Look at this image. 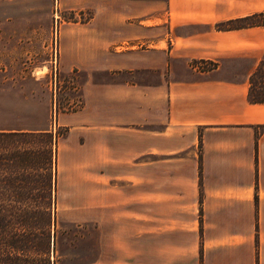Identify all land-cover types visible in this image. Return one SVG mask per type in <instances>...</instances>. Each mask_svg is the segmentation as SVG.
I'll return each instance as SVG.
<instances>
[{"label":"crops","instance_id":"0c3cea01","mask_svg":"<svg viewBox=\"0 0 264 264\" xmlns=\"http://www.w3.org/2000/svg\"><path fill=\"white\" fill-rule=\"evenodd\" d=\"M59 4L91 13L58 26V72L84 79L57 126L105 222L148 210L149 264H264V101L247 100L264 0ZM259 14L262 26L221 28Z\"/></svg>","mask_w":264,"mask_h":264},{"label":"rangeland","instance_id":"374dc122","mask_svg":"<svg viewBox=\"0 0 264 264\" xmlns=\"http://www.w3.org/2000/svg\"><path fill=\"white\" fill-rule=\"evenodd\" d=\"M90 14L87 9L66 10L59 0H0V131L63 135L50 196L49 264H149L148 210L143 208L139 219L123 206L119 215L110 216V224L105 222L104 199L91 197V169L80 166V152L65 151V129L57 126L61 114L80 107L84 79L75 72H58V26L85 21ZM261 20L257 16L252 22ZM252 83L251 92L259 96L264 72L257 71ZM27 211L25 220L30 218ZM23 231L31 233L27 226ZM188 250L178 248L175 254L188 255ZM191 254L200 259L201 249Z\"/></svg>","mask_w":264,"mask_h":264},{"label":"trees","instance_id":"16d2710c","mask_svg":"<svg viewBox=\"0 0 264 264\" xmlns=\"http://www.w3.org/2000/svg\"><path fill=\"white\" fill-rule=\"evenodd\" d=\"M257 16L262 17L253 15L221 28L262 26V20L252 22ZM257 71L264 72L262 63L249 78L247 100L252 104L264 101V83L259 96L251 92ZM62 136L0 131V264H49L50 196L56 182V149ZM30 190L37 193L35 197H30ZM28 208L30 218L25 220ZM26 226L31 233L23 231Z\"/></svg>","mask_w":264,"mask_h":264},{"label":"built area","instance_id":"2783aa9c","mask_svg":"<svg viewBox=\"0 0 264 264\" xmlns=\"http://www.w3.org/2000/svg\"><path fill=\"white\" fill-rule=\"evenodd\" d=\"M202 67H203V66H199V65L195 66V68H196L197 70H199V71L202 70Z\"/></svg>","mask_w":264,"mask_h":264}]
</instances>
